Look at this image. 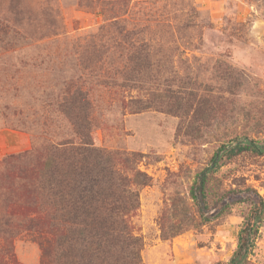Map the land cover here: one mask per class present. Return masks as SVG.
I'll use <instances>...</instances> for the list:
<instances>
[{
	"label": "rangeland",
	"instance_id": "374dc122",
	"mask_svg": "<svg viewBox=\"0 0 264 264\" xmlns=\"http://www.w3.org/2000/svg\"><path fill=\"white\" fill-rule=\"evenodd\" d=\"M109 1L0 0V159L70 133L62 92L71 81L85 84L95 143L146 155L138 167L153 179L140 188L133 219L144 264H222L249 203L174 237L163 228L180 218L172 198L191 203L194 175L222 141L264 139V0H126L105 11ZM128 30L155 49L139 88L123 91L105 81L133 65ZM163 89L164 109L130 111L131 96L148 100ZM218 175L225 188L250 185L264 196V156L240 154ZM13 252L18 264L42 262L33 234L14 238ZM255 261L264 264V225Z\"/></svg>",
	"mask_w": 264,
	"mask_h": 264
},
{
	"label": "trees",
	"instance_id": "16d2710c",
	"mask_svg": "<svg viewBox=\"0 0 264 264\" xmlns=\"http://www.w3.org/2000/svg\"><path fill=\"white\" fill-rule=\"evenodd\" d=\"M124 3L103 2L105 11ZM134 34L128 30L122 35L123 42L130 43L127 59L133 65L114 72L112 83L105 81L123 91L139 88L155 49L149 40H132ZM168 91H151L148 100L131 96L129 109L132 113L164 109ZM92 107L91 90L78 81L69 82L59 109L69 122L70 133L53 134L30 150L0 159V264H18L13 241L23 232L33 234L42 249L41 264H144L143 238L135 232L133 219L138 216L140 188L153 179L138 167L146 155L98 146ZM246 152L264 156V139L240 134L219 144L194 175L191 203L185 198L178 205V198H172L170 209L180 218L163 228L164 238L203 226L229 214L237 203L247 202L250 208L237 246L222 264H256L264 196L250 185L225 188L218 175L227 162Z\"/></svg>",
	"mask_w": 264,
	"mask_h": 264
}]
</instances>
